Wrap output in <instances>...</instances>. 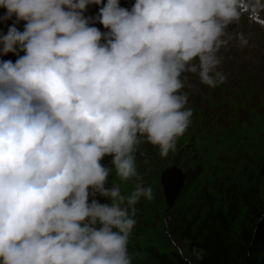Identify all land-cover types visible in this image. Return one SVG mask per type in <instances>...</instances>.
<instances>
[{
	"label": "clouds",
	"instance_id": "1",
	"mask_svg": "<svg viewBox=\"0 0 264 264\" xmlns=\"http://www.w3.org/2000/svg\"><path fill=\"white\" fill-rule=\"evenodd\" d=\"M89 5L99 14L86 16ZM0 7V21H13L0 53L17 56L0 59V264H134L137 205L156 195L137 170L138 146L161 158L177 151L193 117L188 74L223 84L221 49L249 44L229 28L264 15V0Z\"/></svg>",
	"mask_w": 264,
	"mask_h": 264
},
{
	"label": "rangeland",
	"instance_id": "2",
	"mask_svg": "<svg viewBox=\"0 0 264 264\" xmlns=\"http://www.w3.org/2000/svg\"><path fill=\"white\" fill-rule=\"evenodd\" d=\"M204 93L200 91L199 95L195 96L198 107L203 109L204 113L193 114V123L179 139L175 153L161 158L157 147L147 142H144L142 147L138 146V151L141 149L139 154L143 157L142 164H145V174L161 172L151 159L156 156L159 160L177 164L187 173L188 180L182 198L172 209H167L163 194L161 199L157 200L153 211V221L156 224L151 231L152 235L146 233L138 244L133 241L134 245L130 246V252L134 254V264H159L148 254V250L167 248L168 251L176 250L185 255V244L180 240L182 224L184 227L189 226L197 212L203 215L211 206L227 210L223 192L229 185H243L244 188L256 185L264 196V152L260 151L258 154L256 150L245 151V140L242 136L248 132L243 128H234L228 135L219 134L215 137L208 133L210 128L217 127L216 119L227 124L225 115L229 112L243 119L244 109L236 108L227 101L214 102L211 96H207L208 103H204ZM257 138L259 137H254L253 140ZM246 145L248 147L249 143ZM239 149L243 152L235 154ZM262 149L260 146V150ZM149 152L151 158L148 156ZM157 185H160L159 180Z\"/></svg>",
	"mask_w": 264,
	"mask_h": 264
},
{
	"label": "trees",
	"instance_id": "3",
	"mask_svg": "<svg viewBox=\"0 0 264 264\" xmlns=\"http://www.w3.org/2000/svg\"><path fill=\"white\" fill-rule=\"evenodd\" d=\"M225 189L227 210L211 206L203 215L197 212L189 226L182 224L180 240L185 255L176 250L148 254L159 264H264L261 189L256 185Z\"/></svg>",
	"mask_w": 264,
	"mask_h": 264
},
{
	"label": "water",
	"instance_id": "4",
	"mask_svg": "<svg viewBox=\"0 0 264 264\" xmlns=\"http://www.w3.org/2000/svg\"><path fill=\"white\" fill-rule=\"evenodd\" d=\"M185 175L176 166H172L163 173V182L165 186L166 202L169 207L173 206L177 195L179 194Z\"/></svg>",
	"mask_w": 264,
	"mask_h": 264
},
{
	"label": "bare ground",
	"instance_id": "5",
	"mask_svg": "<svg viewBox=\"0 0 264 264\" xmlns=\"http://www.w3.org/2000/svg\"><path fill=\"white\" fill-rule=\"evenodd\" d=\"M259 47H263L264 48V30L262 29L258 39L253 43L251 49L249 50V52L247 53V59H245L244 65H245V69L248 71V73L250 74V76L252 77V82L255 85H258L260 87V89L262 91H264V78H262L260 76V71L256 70L254 68V62L257 58V52H258V48ZM198 85V83H197ZM140 157L141 155L138 154ZM104 162V161H102ZM140 229L137 228V234L136 237L138 239V234H140Z\"/></svg>",
	"mask_w": 264,
	"mask_h": 264
}]
</instances>
